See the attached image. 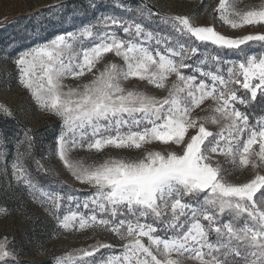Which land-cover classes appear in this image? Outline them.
Wrapping results in <instances>:
<instances>
[{"label":"snow or ice","instance_id":"6c2138e0","mask_svg":"<svg viewBox=\"0 0 264 264\" xmlns=\"http://www.w3.org/2000/svg\"><path fill=\"white\" fill-rule=\"evenodd\" d=\"M234 5L218 0L209 15L232 29L264 25V7L239 12ZM115 6L126 15H100L93 0L94 23L81 21L39 46L0 53L15 57L16 82L38 111L57 121L59 159L90 191L77 199L72 191L37 187L19 163L31 158L42 169L34 156L38 133L27 127L16 137L23 151L13 146L11 182L31 193L58 228L100 226L122 242L120 254L101 253L84 264H264V175L239 184L227 179L233 168L264 169V34L228 38L187 15L161 14L145 0ZM249 42L261 51L249 54L242 47ZM209 47L211 63L203 56ZM107 53L121 63L66 88L67 77L92 72ZM229 53L237 62L225 58ZM130 78L165 95L129 90L123 82ZM196 109L205 115L194 117ZM0 116L15 114L3 106ZM154 144L158 150L123 155ZM85 148L122 154L94 167L73 164L69 154ZM8 154V134L0 133L6 165ZM113 247L98 243L82 255ZM22 257L15 238L0 239V264H25ZM52 264L63 260L54 257Z\"/></svg>","mask_w":264,"mask_h":264},{"label":"rangeland","instance_id":"374dc122","mask_svg":"<svg viewBox=\"0 0 264 264\" xmlns=\"http://www.w3.org/2000/svg\"><path fill=\"white\" fill-rule=\"evenodd\" d=\"M71 1L73 0H0V53H14L34 45L39 46L41 42L51 40L57 34L77 30L81 21L95 22L93 3L84 4V6L80 3L72 7L66 6ZM118 2L121 0H95L96 5L101 10L100 15H126L119 7L115 6ZM122 2L130 3V0H122ZM145 2L152 5L154 10L161 14L187 15L199 26H214L218 33L228 38L236 39L245 35L264 34V25H244L232 29L214 15H209L212 9L218 5V0H145ZM229 2L232 3L233 0H229ZM60 5L64 7L61 8ZM234 6L239 12L259 10L264 7V0H235ZM32 16L39 19L37 21L38 23L41 22L42 26L46 25L47 29L39 31L35 24L27 27ZM232 18L230 17V19ZM6 32L8 36L4 37L2 34H6ZM242 47L249 54L261 51L256 42H249ZM212 52L213 49L209 47L208 51L203 54L204 57H209V63H211L210 54ZM14 58V56L10 58L6 54L0 55V107L6 106L15 116L14 119L0 117L11 120L19 130L27 127L32 132L38 133L34 156L40 160L42 165L41 177L45 178V181L52 186L37 187L42 191L50 189L52 192L58 193L72 191L77 199H80L90 191L89 186L77 181L71 171L59 159L53 139L57 121L38 111L30 96L16 82ZM225 58L233 63L238 60V57L233 53H229ZM108 63L119 64L121 61L114 57V54L107 53L96 63L92 72L85 71L82 76L75 78L69 76L63 83L66 88L82 87L94 79V73L98 74ZM184 71L190 72L191 70L186 69ZM123 83L129 90L145 91L147 94H154L157 97L165 95L163 90L156 89L152 85L146 86V82L134 78ZM197 114L205 115L200 109L194 110L193 116L195 117ZM209 130H215V126H209ZM13 146L19 149L16 142L9 139L7 165L5 160L0 157V208H7V214L0 215V239L4 237L15 238L17 248L23 250V261L28 263L46 262L52 264L54 257H60L63 264H84L85 261L101 257V253L104 254V258H107L109 255L122 252L119 247L122 242L113 234L104 231L100 226L86 227L85 229L76 227L69 230L58 228L40 203L33 199L31 193L18 189L11 182ZM144 149L158 150L155 144L145 145L140 150L123 152V155L126 158L138 156ZM121 154L122 150L114 148H106L102 152L90 151L85 148L73 150L69 156L73 164L88 168L98 165L109 156ZM19 163L24 166L22 157ZM256 175H264V169H252L250 166L233 168L227 179L229 182L237 184L247 183ZM62 211H67V209L62 208ZM98 243H108L114 247L111 249L101 248L93 257L82 255L84 250H88Z\"/></svg>","mask_w":264,"mask_h":264},{"label":"trees","instance_id":"16d2710c","mask_svg":"<svg viewBox=\"0 0 264 264\" xmlns=\"http://www.w3.org/2000/svg\"><path fill=\"white\" fill-rule=\"evenodd\" d=\"M78 3L80 4H88V3H93V0H73L71 1L70 3H67L66 6L68 7H72L74 5H77ZM72 4V5H71ZM67 13H69V11H67ZM39 19H36L34 16H32L30 19H29V23L27 24V27L31 24H35L37 30H45L47 29V26L44 25L42 26L41 22L38 23ZM4 37H7V32L6 34L3 33L2 34ZM1 35V36H2ZM5 48H8V46H5ZM261 110H259V108L256 109V113L257 114H260ZM0 132L1 133H7L8 134V137L9 139H13L14 142H16V137L19 135V129L16 125L13 124V122L9 119H2L0 117ZM16 145L18 146V148L23 151V148L21 147L20 144H18L16 142ZM23 159V165L24 167H27L30 171H31V174L32 176L35 178V182L37 184V186H46V185H50L47 181H45V178H42L41 177V171L37 172L36 170V164H35V160L31 159V158H26V157H22ZM52 186V185H50ZM25 264H49V263H43V262H35V263H28L26 261H24Z\"/></svg>","mask_w":264,"mask_h":264}]
</instances>
